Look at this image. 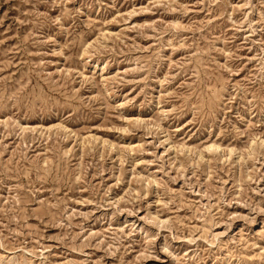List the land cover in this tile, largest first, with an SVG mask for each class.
<instances>
[{
	"label": "rangeland",
	"instance_id": "obj_1",
	"mask_svg": "<svg viewBox=\"0 0 264 264\" xmlns=\"http://www.w3.org/2000/svg\"><path fill=\"white\" fill-rule=\"evenodd\" d=\"M0 264H264V0H0Z\"/></svg>",
	"mask_w": 264,
	"mask_h": 264
}]
</instances>
